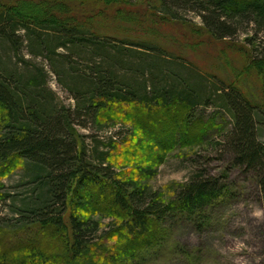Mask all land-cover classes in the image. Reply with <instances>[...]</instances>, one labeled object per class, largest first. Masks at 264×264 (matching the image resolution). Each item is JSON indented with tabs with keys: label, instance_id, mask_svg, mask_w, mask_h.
<instances>
[{
	"label": "trees",
	"instance_id": "1",
	"mask_svg": "<svg viewBox=\"0 0 264 264\" xmlns=\"http://www.w3.org/2000/svg\"><path fill=\"white\" fill-rule=\"evenodd\" d=\"M95 2L104 3V9L84 13ZM133 7L143 11L144 21L158 15L162 22L182 24H187L184 13L194 11L215 43L254 24L256 37L261 33L262 38H256L250 66L264 80V0H15L0 5V179L21 169L31 187L28 198L13 199L11 221L0 224V264L133 263L159 245L176 212L192 220L225 197L220 179L203 169L168 205L148 186L120 179L116 153L130 142L97 137L119 124H131L133 138L138 132L158 147L154 130L162 134L168 121L163 118L177 116L175 124L169 122L179 139L148 161L163 163L178 145H208V151L230 157L234 167L253 172L264 192L259 135L264 105L254 104L235 83L170 52L160 42L164 39L141 24L128 28L126 23L138 19ZM24 51L45 65L35 66ZM51 72L74 105L56 103L47 86ZM208 108L226 114L231 128H220L216 117H202ZM77 126L95 134H81ZM214 130L217 135L210 136ZM4 188L0 184V201L8 197L1 193ZM96 214L113 217L109 231Z\"/></svg>",
	"mask_w": 264,
	"mask_h": 264
},
{
	"label": "rangeland",
	"instance_id": "2",
	"mask_svg": "<svg viewBox=\"0 0 264 264\" xmlns=\"http://www.w3.org/2000/svg\"><path fill=\"white\" fill-rule=\"evenodd\" d=\"M14 1L0 0V5L11 4ZM95 3L85 6L84 13L104 9V3ZM130 10L138 19L134 17L135 22L126 23L132 26L128 28L138 29L137 26L141 24L142 29H147L164 39H160V42L170 52L184 58L187 56L190 62L196 63L206 74L214 73L228 83H235L254 104L264 105V80L250 66L252 58L256 57L257 53L256 38H262L261 33L256 37L254 24H244L236 36L228 41L215 43L203 29L201 19L194 11L184 13L187 24H182L162 22L160 16L150 14L149 21H144L141 17L146 15L141 9L133 7ZM190 45L192 48L194 46L192 52L189 50ZM23 55L35 66L45 65L41 59L32 58L27 51H24ZM45 70L47 71L46 67ZM47 86L55 95L56 103L66 107L74 105L73 99L59 85L52 72L49 73ZM218 112L208 108L201 115L207 120L216 117L215 123L220 128H231L230 118L224 113L217 114ZM128 116L134 117L136 114L130 112ZM172 118L173 116L163 118V121H168L164 124L162 134L154 130L157 136L160 135L158 147L156 143H152V138L148 140L138 132L133 138L130 135L134 130L133 126L128 123L108 128L107 132L97 133L100 140L125 138L130 142L128 145L118 146L115 163L119 178L124 181L131 179L139 185L148 186L168 205L195 172L203 169L220 179L222 187L227 188L226 194L219 201L197 212L192 220L178 217L179 212H176L175 221L169 219L166 223L167 229L164 230L167 232L164 233L159 245L143 252V260L129 264H264V192L253 172H245L234 167L230 157L208 151V145L196 148H183L178 145L167 152L163 163L158 165L159 162H151L154 156L170 144V140L173 142L180 137L178 130L175 131L174 127L171 129L170 125V122L175 124L177 116L175 119ZM260 121L264 126V117ZM146 124L155 126L152 120H148ZM77 128L81 134H95L93 130L78 126ZM213 132L210 136H216L218 133L215 130ZM259 135L263 140L264 128ZM145 145H149V148ZM148 158L152 160L148 161ZM141 170L145 173L140 172ZM27 181L25 171L21 169H15L0 179V184L5 186L1 193L8 195L5 201H0V224L10 222L13 218L11 207L13 199L18 202L28 198L31 187L25 184ZM84 215L88 214L85 212ZM95 219L102 220L104 231H109V227L114 223L112 216L96 214ZM117 238L114 239V243Z\"/></svg>",
	"mask_w": 264,
	"mask_h": 264
}]
</instances>
